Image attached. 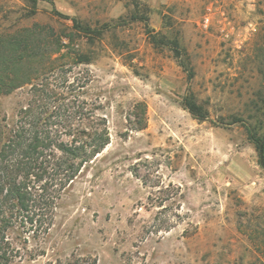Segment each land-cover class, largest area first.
<instances>
[{"label": "rangeland", "instance_id": "rangeland-1", "mask_svg": "<svg viewBox=\"0 0 264 264\" xmlns=\"http://www.w3.org/2000/svg\"><path fill=\"white\" fill-rule=\"evenodd\" d=\"M19 37L29 81L0 97V147L38 124L69 142L92 111L109 144L17 264H264V0H0V54Z\"/></svg>", "mask_w": 264, "mask_h": 264}, {"label": "trees", "instance_id": "trees-1", "mask_svg": "<svg viewBox=\"0 0 264 264\" xmlns=\"http://www.w3.org/2000/svg\"><path fill=\"white\" fill-rule=\"evenodd\" d=\"M38 0H32L36 5ZM76 29L88 36L95 33L88 26L74 22ZM148 35L155 47H170L181 67L194 77L186 52L178 40L152 34L147 24ZM65 38L72 41L71 35ZM58 50L63 40L57 41ZM32 47L24 37L13 38L0 54V97L27 83L21 81L19 73L26 59L32 57ZM78 64H89L91 58L78 54ZM183 105L199 121H206L209 113L199 104L194 94L184 97ZM93 110H98L94 108ZM81 113V112H78ZM87 122V123H86ZM78 125L67 136L66 142L52 137V133L34 125L31 130L7 137L0 147V264H17L21 258V246L17 241L26 235L33 238L48 233L53 225L54 210L66 190L75 182L84 166L91 163L109 144L106 120L91 113V117ZM58 136V135H57ZM61 138L60 136H58ZM264 167V142L255 141Z\"/></svg>", "mask_w": 264, "mask_h": 264}]
</instances>
